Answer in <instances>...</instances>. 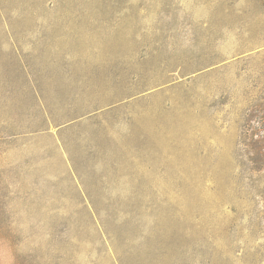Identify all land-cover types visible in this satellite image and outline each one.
<instances>
[{
    "label": "rangeland",
    "instance_id": "rangeland-1",
    "mask_svg": "<svg viewBox=\"0 0 264 264\" xmlns=\"http://www.w3.org/2000/svg\"><path fill=\"white\" fill-rule=\"evenodd\" d=\"M253 139L264 0H0V264H264Z\"/></svg>",
    "mask_w": 264,
    "mask_h": 264
},
{
    "label": "trees",
    "instance_id": "trees-1",
    "mask_svg": "<svg viewBox=\"0 0 264 264\" xmlns=\"http://www.w3.org/2000/svg\"><path fill=\"white\" fill-rule=\"evenodd\" d=\"M252 145L255 147V149H258L261 152V154L264 156V152H263L264 151V140L253 139Z\"/></svg>",
    "mask_w": 264,
    "mask_h": 264
}]
</instances>
